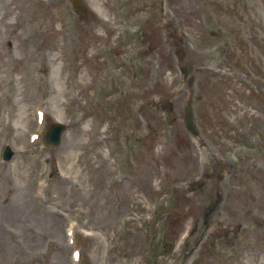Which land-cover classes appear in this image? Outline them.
Wrapping results in <instances>:
<instances>
[{
    "label": "rangeland",
    "instance_id": "374dc122",
    "mask_svg": "<svg viewBox=\"0 0 264 264\" xmlns=\"http://www.w3.org/2000/svg\"><path fill=\"white\" fill-rule=\"evenodd\" d=\"M79 1L0 0V264H264V0Z\"/></svg>",
    "mask_w": 264,
    "mask_h": 264
},
{
    "label": "water",
    "instance_id": "95a60500",
    "mask_svg": "<svg viewBox=\"0 0 264 264\" xmlns=\"http://www.w3.org/2000/svg\"><path fill=\"white\" fill-rule=\"evenodd\" d=\"M72 4L76 10H78L79 12L82 11L81 7L79 6V4L76 1H73ZM185 124H186V127L188 130H190V131L194 130L193 126L191 124V118H190L189 111H186V114H185ZM63 131H64V126L62 124L51 123L47 132L45 133L46 144L50 145V146L58 145L60 142L61 134ZM10 155H11V153L8 150L6 158L8 159Z\"/></svg>",
    "mask_w": 264,
    "mask_h": 264
},
{
    "label": "bare ground",
    "instance_id": "6f19581e",
    "mask_svg": "<svg viewBox=\"0 0 264 264\" xmlns=\"http://www.w3.org/2000/svg\"><path fill=\"white\" fill-rule=\"evenodd\" d=\"M38 80H39V82L42 83L45 79H43L42 77H39Z\"/></svg>",
    "mask_w": 264,
    "mask_h": 264
}]
</instances>
